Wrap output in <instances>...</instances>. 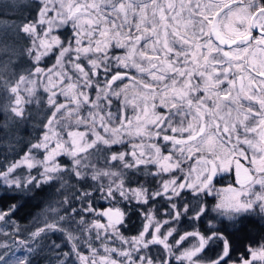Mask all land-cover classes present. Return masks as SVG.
Here are the masks:
<instances>
[{"label": "snow or ice", "instance_id": "snow-or-ice-1", "mask_svg": "<svg viewBox=\"0 0 264 264\" xmlns=\"http://www.w3.org/2000/svg\"><path fill=\"white\" fill-rule=\"evenodd\" d=\"M28 7L0 28V264H264V0Z\"/></svg>", "mask_w": 264, "mask_h": 264}, {"label": "rangeland", "instance_id": "rangeland-1", "mask_svg": "<svg viewBox=\"0 0 264 264\" xmlns=\"http://www.w3.org/2000/svg\"><path fill=\"white\" fill-rule=\"evenodd\" d=\"M4 1V5L10 9L13 8L12 6H14L16 12L18 13H27L29 11V7L28 5H32L35 3V0H2ZM20 5H24V7H19ZM13 8V9H14ZM6 24H12V21H8V20H0V28H3ZM4 231H8V228H4ZM11 241L9 239H7L4 236H0V243H10Z\"/></svg>", "mask_w": 264, "mask_h": 264}, {"label": "trees", "instance_id": "trees-1", "mask_svg": "<svg viewBox=\"0 0 264 264\" xmlns=\"http://www.w3.org/2000/svg\"><path fill=\"white\" fill-rule=\"evenodd\" d=\"M4 1L0 0V20H8V21H12L13 22H20V20L22 19L23 16H27L28 15V12L27 13H18L16 12L14 6H12L13 8H10L8 9L5 5H4ZM32 217H28L26 218L25 220H21V221H18L21 226H24V225H29L30 221H31ZM135 219V218H133ZM9 231V230H8Z\"/></svg>", "mask_w": 264, "mask_h": 264}]
</instances>
